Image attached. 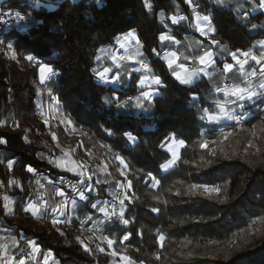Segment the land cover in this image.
I'll return each mask as SVG.
<instances>
[{
    "label": "trees",
    "instance_id": "16d2710c",
    "mask_svg": "<svg viewBox=\"0 0 264 264\" xmlns=\"http://www.w3.org/2000/svg\"><path fill=\"white\" fill-rule=\"evenodd\" d=\"M151 2L152 12L143 0L0 1V13L10 12L16 20L0 35V140L5 141L0 160L14 161L23 182L31 176L28 166L51 180L66 175L46 161L55 140L36 115L38 68L47 65L58 73L48 83L61 112L78 131L68 136L56 123L57 136L87 166L93 185L88 199L78 200L72 227L41 223L26 213L18 224L3 218L19 248L37 239L41 251L26 264H41L48 253L59 264H111L112 255L100 252L95 237L89 235V243L77 239V220L84 216L99 221V235L113 240L115 253L136 264H264V97L242 109L250 114L242 123H208L203 110L209 109L210 83L204 78L190 86L179 83L162 58L160 40L166 33L176 39L191 35L192 12H197L209 15L216 29L203 40L230 53H256V43L264 41L260 0L245 1L241 17L215 0H194L195 11L185 0ZM160 13L182 14L187 20L172 26L158 19ZM130 31L142 45V59L162 82L158 96L139 112L132 99L147 87L140 86L139 74L110 85L94 71L106 48L114 52L117 38ZM8 49L12 55L4 54ZM12 121L18 128L11 127ZM173 136L184 144L176 166L164 172L161 165L171 160L166 145ZM100 165L106 167L104 177ZM118 183H130L123 197L126 225L115 217L107 221L91 207H107L109 191ZM203 186L219 192H206Z\"/></svg>",
    "mask_w": 264,
    "mask_h": 264
},
{
    "label": "crops",
    "instance_id": "0c3cea01",
    "mask_svg": "<svg viewBox=\"0 0 264 264\" xmlns=\"http://www.w3.org/2000/svg\"><path fill=\"white\" fill-rule=\"evenodd\" d=\"M2 1V0H0ZM247 0H224L223 6L227 7L229 9H232L235 11L236 15L241 17L244 15V6L243 3ZM144 5H145V0H143ZM149 2L152 5L151 0ZM53 8V7H51ZM146 10L148 12L153 11V5L151 9L147 8L145 6ZM195 13L197 12H192V17H193V25H192V34L191 35H184L182 39H176L171 37L169 34H165L172 39L170 40H165L161 41L164 45L165 48L163 49L162 52V58L164 59L166 65H168L167 59H165V54L166 53H175L176 57V63L172 66V68L177 72H181L182 75H184V72L182 69L177 67L179 64H184L185 67L189 70H196L198 72V75L194 78L193 83L191 84H182L175 76V79L181 83L182 85L185 86H190L193 85L195 82L198 80L204 78L206 79L211 87H212V93L209 98V112L217 111V103H223L229 114L233 115L236 117V114L241 112L239 110V107L236 106L235 104L242 102V101H237L233 103L232 101L236 100L235 97H230V96H225L223 91H218L217 89H224V88H234V87H239V88H245L249 89L252 91H257V92H264V89L260 88V85L264 83V75L256 77L255 75H252L251 73L255 71L256 67L258 66V63H256L255 60L251 59V56L249 57H244L241 55V52L236 53L237 57L241 62L247 60V63L243 64V67H241V64H238L236 60L233 59L231 53L227 49V47L219 45L215 42L211 41H205L203 39L209 38L210 36L214 35L216 32V29L211 23V26L215 29L214 32H208L206 22H201L202 26L205 28V32H207V35H202L200 31L197 30L195 27L196 24V18H195ZM160 13L157 15L158 19L160 21H166L168 20L172 26H177L178 24H173L172 23V17L173 16H183L182 14L178 15H169L166 16L163 14V20L162 16ZM204 16V15H201ZM136 34V33H135ZM124 36V35H123ZM122 36V37H123ZM137 36V34H136ZM121 37V40H122ZM138 37V36H137ZM123 42V41H122ZM178 42V43H177ZM126 45V48H121L120 43L117 42V48L114 52H112V48H106V52L100 56V59L106 58V67L105 68H110L111 72L108 73L109 77H112L114 75L119 76L118 82H128L131 78L132 74H139L141 76V79L144 76L148 77V80L145 82L144 86L146 87V90L143 92H151V97L149 99H145L141 93L137 95L135 98L132 99L133 103V109L134 112H139L140 110L143 109V107H137V97L140 98L139 102L142 103L144 106L145 103L151 102V100L156 97L158 93V85L152 83V78L154 77L152 74V71H145L143 68H141V61L145 64H147L143 59H142V45L141 43L137 44L136 41H131L130 43L124 42ZM256 53H251L252 55H255L258 59L264 55V41H259L256 43ZM205 51H210L213 53V64H209L207 66L202 65L199 63V60L197 57L203 55ZM121 56H132L133 59H125V60H120ZM115 57V63L113 58ZM187 58V59H185ZM116 63H119L121 66L119 68L116 67ZM225 63H231L233 65V69L230 72H225L224 69V64ZM192 64V65H190ZM260 64V63H259ZM188 66H191L192 68H188ZM149 67V66H148ZM104 68V69H105ZM136 69H140L139 71H136ZM117 83V82H115ZM115 83H108L110 85H113ZM259 98L256 97L254 99ZM243 111V110H242ZM241 114V113H240ZM249 114L246 113V111H243L242 114L240 115L241 118H247ZM206 120L208 123L212 125H217V124H222V123H228V122H234V120L227 119L226 117L221 118L217 122H209V120L206 117ZM12 161V160H11ZM14 162V161H12ZM9 163V161H8ZM14 164V163H13ZM13 168V167H12ZM2 199H5L4 196H2ZM0 202L2 200L0 199ZM0 212H2V216L0 215V229L2 228L1 226H4V231L3 233H7L9 229L8 227H5V221L4 216L5 211H4V206L0 204ZM29 216L33 217L34 219H37L39 215H33L31 212H26ZM4 218V219H3ZM10 233V232H8ZM15 237V236H14ZM16 244L14 246H11V244H4L0 246V264H12L11 257L12 255L17 252L19 248V242L16 238ZM35 241V240H32ZM36 242V241H35ZM29 245V243H27ZM31 248V247H30ZM12 249V250H11ZM32 251V250H31ZM38 253L33 255V260H36V256ZM112 255L113 261L111 264H134L133 261L131 260L130 257L127 255L123 254H115ZM45 257H50L47 260V264H59L57 260H54L52 254H46ZM41 264H45V258L42 260Z\"/></svg>",
    "mask_w": 264,
    "mask_h": 264
},
{
    "label": "rangeland",
    "instance_id": "374dc122",
    "mask_svg": "<svg viewBox=\"0 0 264 264\" xmlns=\"http://www.w3.org/2000/svg\"><path fill=\"white\" fill-rule=\"evenodd\" d=\"M260 9L264 11V8L260 7ZM4 52H5L4 54H6L8 56L13 54L12 49L5 50ZM29 61L32 64H35V65L38 64V62L36 60H29ZM190 65H192V64H190ZM105 67H106V58L100 59L98 66L96 68V74L98 72H102ZM188 68L191 69L192 67L188 66ZM262 68H264V60H261L260 64H258V66L255 69L256 77L264 75V73H262ZM38 78H39L38 79V86H39V91H40V97H39V102H38L37 109H36V115H38L44 122L47 121L46 126L48 127V132L51 134L52 137H53V134L56 137V139H54L55 140L54 149L45 155V157H46L45 159L47 162H49V160H51V159L61 158L64 155V151H68L71 155V159L78 161L76 159L74 151L71 148H69L67 145L63 144L59 140L57 133H56V123H59L61 125L65 134H67L68 136H72L75 133H77L78 131L74 130L72 123L71 124L67 123V121L69 119L67 117H65L63 115V113L61 112L60 103L56 97V94L54 96L55 104L53 106H49V107L46 106V100L48 98L49 93H44L42 90V86L45 85L47 89H53V88L49 86V83H48L49 79H46L44 83H41L40 65L38 68ZM260 98H262V97L254 99L253 101H242V102H239L235 105L239 107V110H241V107L239 106L241 103H247V107H248ZM57 101H58V103H57ZM242 112L243 111L241 110L240 113H242ZM237 116H238V114H236V119L234 122H237V120H238L239 123H242L250 117V114L245 119L240 118L241 120L237 119ZM261 116H262V119H264V114H262ZM10 124H11L12 128H14V129L18 128V125L16 124V122L12 121ZM0 126H3V122H1ZM52 128L54 129V131L52 130ZM23 130H25L27 132L30 131V129L27 127L23 128ZM36 135L40 136V133L38 131H36ZM128 138L132 143L135 142V139L131 135H129ZM30 139L31 140L34 139V136L30 135ZM176 141L178 142V140H176ZM182 147H183V145H180L179 143H173V139H171V141L166 145V149L168 150V152L171 155L170 161H174V162L166 170L162 168V170L164 172H167L176 166ZM173 152L176 153V157H178V158L173 156ZM93 160L96 161L95 159H93ZM1 162L2 163L0 164V199L2 200V202H0V204L2 206H4V211H5V215H6V216H4V218L6 217L5 218L6 220H9L10 222H12V224H18L20 222V216L25 213V211H24L25 207H27V205L29 203H35L38 206H40V214H39V217L36 219L37 221H39L41 223H45V222L50 221V220L52 222H54V219H55V220H60L63 223H66L70 227H72L71 223H69V222H70V220L77 218L76 217L77 216L76 211L80 205V202L78 201L79 196H77L75 199L77 201L76 207H73L70 202L68 203L67 212L65 215L61 216L58 212L54 213L52 211V208L57 207L59 205V199H58L59 195L57 194L58 192L55 190V186H49L48 188H46L47 192H46V194H44L43 190H41V189H43L41 187V185L32 186L31 183H29V180L33 179V177L35 176V173H39V172L34 170V172L31 173V176L25 182H23L15 174L13 168L10 169L8 167V165L5 164V161H1ZM57 169L61 172L66 173V175L60 176L57 179L65 177V176L71 177L75 180L80 179L79 176H77L73 173L62 171L59 168H57ZM98 171L104 177V175L106 174V167L104 165H100L98 167ZM42 179H46L49 181H56L57 180V179L51 180L48 178H42ZM11 181H15V183H10ZM90 183H91V181H90ZM128 185L129 184L125 185V184L118 183L117 186H115L114 188H111L109 193L112 194V197H111L109 202L111 203L113 201H116L119 193H121L120 197H121V199H123V197L126 193V188L128 187ZM26 188L29 191H26ZM86 193H87V191L85 192V194ZM2 196H4L5 199H2ZM86 200H84L83 202H85ZM45 201H47V208L46 209L44 207ZM105 207H106V204H105ZM106 208L108 209V211L110 213L113 210H115L117 213H119L121 210L120 203L113 206L112 209L109 207V204H107ZM82 221H83V223H82ZM77 222H78V231L76 232V237H79L80 240H82L85 243H89V240L91 237H88V236L92 235L93 237L96 238L97 243H99L98 248L104 249V251H100L101 253H106V252H108L110 254L115 253L114 248H113L114 243L111 246H109L107 241L103 240V237H105V236L99 235V231H101V228H102V225L100 226L99 221H96V220L91 221L90 219H88L87 216H84V217L78 219ZM83 224H84V226H83ZM90 226H91L92 231L88 232L86 230L83 232V234H81L82 233V230H81L82 227H85V229H86L87 227H90ZM1 227L2 228L0 229V236H1L0 246L4 245V244H11L10 247L14 246L17 242L16 241L17 237L16 236L14 237V235L11 233L10 228L7 229L8 232H10V233H8V232L3 233L4 226H1ZM17 240L20 244V241L18 238H17ZM32 240L37 241V239H32ZM32 240H29V241H32ZM29 241H27V243ZM27 243L25 246L18 249L17 252H15L12 255L11 261H12L13 257L20 256V254L23 252L24 249L29 250V252L31 253V248L29 245H27ZM115 254H117V253H115ZM93 258H95V257L93 256ZM32 262H33V258H31L29 261H25V264L26 263H32ZM133 263L136 264L134 261H133ZM12 264H14L13 261H12ZM95 264H98V262H96Z\"/></svg>",
    "mask_w": 264,
    "mask_h": 264
},
{
    "label": "snow or ice",
    "instance_id": "6c2138e0",
    "mask_svg": "<svg viewBox=\"0 0 264 264\" xmlns=\"http://www.w3.org/2000/svg\"><path fill=\"white\" fill-rule=\"evenodd\" d=\"M185 2L193 8V11H195V7H197L198 5H196L194 3V0H185ZM215 2L217 3V5H223L224 0H215ZM145 6L149 9H151L152 5L149 2V0H145ZM260 7L264 8V0H260ZM162 16V20H163V14H161ZM195 18H196V24L195 27L197 28L198 31L201 32L202 35H207V32H205V28L204 26H202L201 22H206L207 25V29L208 32H214L215 29L211 26V18L209 15H204L201 16L198 13H195ZM172 23L173 24H179L181 21H185L187 20V17L185 16H173L172 18ZM172 39L171 37L162 34L160 36V40L161 41H165V40H170ZM136 41L137 44L140 43L138 37L136 36L134 31H130L128 33H126L123 37L122 40L121 38H117V42L120 43L121 48H126V45L124 42H128L130 43L131 41ZM123 41V42H122ZM0 43H2V41H0ZM178 43V42H177ZM9 47L11 48V45H9ZM155 51V50H154ZM240 51V50H237ZM232 57L234 60H236V62L238 64H241V67H243V64L247 63V60L241 62L239 60V58L237 57L236 53H231ZM241 55L244 57H249L251 56V59L255 60L256 63H260L261 60H264V55H262L259 59L255 56L252 55L250 52H241ZM176 54L175 53H166L165 54V59H167L168 61V65L170 68H172V66L176 63L175 60ZM213 53L210 51H205L203 53V55L197 57V59L199 60V63L202 65H209V64H213ZM26 59L28 60H33L34 58L32 56H28L26 57ZM99 59V58H98ZM125 59H133L132 56H121L120 60H125ZM187 59V58H185ZM114 63L115 61V57L113 58ZM141 63V68H143L145 71H150L149 67L147 64L143 63L142 61ZM121 65L119 63H116V67L119 68ZM177 67H179L180 69L183 70L184 75L181 74V72H177L175 70H173V75L182 83V84H191L194 81V78L198 75V72L196 70H192L189 71L184 64H179L177 65ZM233 69V65L231 63H225L224 64V71L225 72H230ZM140 69H136V71H139ZM94 71H96L94 69ZM40 72H41V83H44L46 79H50L51 77L57 75L58 73L50 66L47 65H40ZM111 72L110 68H105L102 72H98V78L105 83H115L118 82L119 80V76L118 75H114L112 77H109L108 73ZM262 73H264V68H262ZM252 75H255V71H253L251 73ZM148 80L147 76H144L140 81L139 84L140 86H143L145 84V82ZM152 83L156 84V85H161V80L159 77H153L152 78ZM261 89H264V83H262L260 85ZM218 91H223L225 96H230V97H235L236 100L232 101L233 103L237 102V101H253L254 98L256 97H264V92H257V91H252L249 89H245V88H239V87H234V88H224V89H217ZM141 95L145 98V99H149L151 97V92H142ZM140 98L137 97V107H143L142 103L139 102ZM262 103H264V100L261 101ZM58 103V101H57ZM106 103H111V101H106ZM126 102H119L118 106L123 107L125 106ZM217 111H213V112H209L208 109H204V113L205 116L207 117V119L209 120V122H217L219 121L221 118L226 117L227 119L230 120H234L236 119V117H234L233 115L229 114V112L227 111V109L225 108L223 103H217ZM205 116H202L201 119H204ZM63 122V121H62ZM237 122H239L237 120ZM45 123H47V121H45ZM68 124H71L72 122L70 120L67 121ZM111 134V133H109ZM131 138V137H130ZM53 139H56L55 135L53 134ZM173 143H179L180 145H183L184 142L181 141H176L175 137L173 136ZM0 143H5L4 140H0ZM171 150V149H170ZM173 156L176 157V153L173 152ZM118 160H120L121 164H124V161L121 157L117 156L116 157ZM178 158V157H176ZM174 161H168L166 164L161 165V167L163 169H167L168 167H170L172 165ZM13 163L12 161H9L8 163V167L11 169L13 167ZM49 163L53 164L54 167H57L59 169H61L62 171H66L69 173H73L77 176L80 177L79 181L77 184H73L72 185V191L77 194L79 196V199L81 201H84L86 199H88V197L85 194V189L87 192H91L93 190V185L91 183H89L92 180V175L88 174L87 171V166L85 164H83L82 162H78L76 160L71 159V155L68 151H64V155L61 158L58 159H51L49 160ZM126 166V165H125ZM29 173L34 172V169L31 166H28L26 169ZM123 175V173H121ZM151 175V174H150ZM153 180H155V178L153 177ZM10 183H15V181H11ZM95 183H100L99 180H96ZM156 183H159V181H156ZM41 187H43V185H41ZM129 187H130V183H129ZM192 187H198L197 185H193ZM205 191H214V192H219L218 188H213V189H209L207 186H203ZM58 195L63 196L64 193L63 192H58ZM127 198V197H125ZM69 201H64L62 202L60 205H58L57 207L52 208V211L54 213L58 212L61 216L65 215L67 212V206H68ZM70 203L73 207L77 206V201L75 199H71ZM120 206H121V210L119 213H117L115 210H113L111 213L107 210V208L105 207H98V205L96 203H93L91 205L92 208L96 209L98 208L99 212H101L107 221H111L114 217L116 218V220H118L119 222H122L123 224H128L129 221L127 219L124 218V210H123V206H124V199H120L119 201ZM44 207L45 209L47 208V201L44 202ZM24 211L26 212H31L33 215H39L40 214V206H38L35 203H29L27 205V207H25ZM153 211H156V209H153ZM88 219H91V217H89ZM62 221L60 220H55L54 219V223H61ZM83 223V221H82ZM77 239L79 240L80 238L77 237ZM124 239H128L127 236L124 237ZM103 240L107 241L108 245L111 246L113 244V240L109 239L107 236L103 237ZM81 243H83V241H80ZM29 246L31 247V253L28 254L29 259H31L33 257L34 254L39 253L41 251L39 245L35 242V241H29ZM85 248L87 250V246L85 245ZM100 251H104L103 248L99 249ZM113 255H115V253H113ZM50 257H45V264H47V260ZM18 264H25V259L21 258L18 261Z\"/></svg>",
    "mask_w": 264,
    "mask_h": 264
},
{
    "label": "built area",
    "instance_id": "2783aa9c",
    "mask_svg": "<svg viewBox=\"0 0 264 264\" xmlns=\"http://www.w3.org/2000/svg\"><path fill=\"white\" fill-rule=\"evenodd\" d=\"M197 7H195L196 9ZM16 23V20H15V17L10 13H0V35L2 34L3 31L5 30H8L13 24ZM42 90L44 93H49L48 95V98L46 100V106H53L55 104V92H54V89H47L45 85L42 86ZM241 107V110L243 108H246L247 107V103H241L239 105ZM238 116H237V119H240L241 118V114L240 112L237 113ZM262 114H264V110L262 112ZM241 120V119H240ZM52 130L54 131V129L52 128ZM1 160H0V164H1ZM6 165H8V162H5ZM42 175L40 173H35V176L33 177V179L29 180V183H31L32 186H36V185H43V192L44 194H46V188H48L49 186H55V190L57 192H63L64 195L61 196L59 195V205L64 202V201H69L71 199H76V197L78 196L77 194H75L73 191H72V185L73 184H77L79 180H75L71 177H62V178H59L57 179L56 181H49V180H46V179H42ZM90 183V182H89ZM85 192H86V189H85ZM121 193H119V195L117 196V199L116 201H113V202H109V207L112 209L113 206L119 204V201L121 199ZM50 210V209H49ZM48 210V211H49ZM47 211V212H48ZM85 224V223H84ZM83 224V226H84ZM82 230V233L84 231H92L91 230V226L90 227H87L85 229V227H82L81 228ZM0 242H1V236H0ZM29 250L27 249H24L23 252L20 254V256H16V257H13L12 261L14 264H18V261L21 259V258H24L25 261H29L30 259L27 258L28 257V254H29Z\"/></svg>",
    "mask_w": 264,
    "mask_h": 264
}]
</instances>
